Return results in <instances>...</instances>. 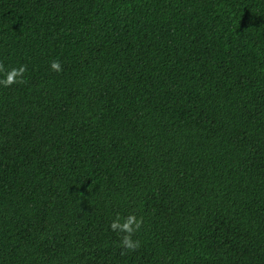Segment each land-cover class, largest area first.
<instances>
[{"label": "trees", "instance_id": "16d2710c", "mask_svg": "<svg viewBox=\"0 0 264 264\" xmlns=\"http://www.w3.org/2000/svg\"><path fill=\"white\" fill-rule=\"evenodd\" d=\"M0 264H264V0H0Z\"/></svg>", "mask_w": 264, "mask_h": 264}]
</instances>
